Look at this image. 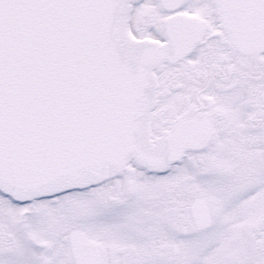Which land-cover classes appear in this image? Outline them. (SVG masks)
<instances>
[{"label":"snow or ice","instance_id":"6c2138e0","mask_svg":"<svg viewBox=\"0 0 264 264\" xmlns=\"http://www.w3.org/2000/svg\"><path fill=\"white\" fill-rule=\"evenodd\" d=\"M0 264H264V0H0Z\"/></svg>","mask_w":264,"mask_h":264}]
</instances>
